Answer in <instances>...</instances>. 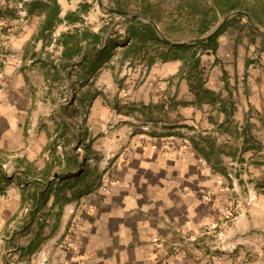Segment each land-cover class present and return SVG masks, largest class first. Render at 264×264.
Segmentation results:
<instances>
[{
    "label": "crops",
    "instance_id": "crops-1",
    "mask_svg": "<svg viewBox=\"0 0 264 264\" xmlns=\"http://www.w3.org/2000/svg\"><path fill=\"white\" fill-rule=\"evenodd\" d=\"M24 1L14 2L18 4L17 9L0 8V43H6L9 51L8 62L3 67L4 84L0 88V145L8 149L14 145L22 147L19 157L24 158H19L20 161L34 162L38 172L27 175L16 171L7 173L2 169L6 176L13 172L19 174L17 178L21 180L18 183L11 181L0 190V264H27L31 254L41 253L42 248L45 250L47 241L54 242L65 234L72 217L79 218L81 229L67 264H264V229L259 231L260 227H257L254 231L256 219L252 214L258 207L262 213L264 204H241L242 195L237 196L238 186L248 187L237 173L241 166L246 172L248 163L247 142L239 130L242 123L239 118L249 107L258 110L264 107V72L261 71L264 69V51L259 72L254 68L257 64L251 62L247 64L250 69H246L249 74L245 77L230 75L220 81L219 76H212L204 83L221 94L220 86L226 84L228 87L234 81L236 87L229 89L227 99L233 101L236 98V102L220 98L213 104L192 102L194 95L188 91L186 79L181 78L174 99L186 102L176 104L169 111L162 106V116L174 115L173 111L179 114L175 123H181L180 128L204 130L202 133L209 134L213 127L212 141L203 136L197 141L193 139L195 146L189 142L191 138L183 145H171L169 140L173 136L166 133L161 138L169 139L165 140L167 145L163 142V146L155 148L148 140L144 146H138L137 137L145 140V134L127 137L129 125L120 128L121 119L127 117L114 110L110 113L108 106H99L100 110L96 107L90 115L94 116L96 109L100 111L102 133L85 139L83 144L78 140L85 148L84 154H72L71 146L78 143L68 142L69 153L65 150V153L49 158L44 151L45 134L39 132V137L23 141L17 129L28 130V118L35 111L32 107L36 93L33 79L37 83L43 82V73L48 74L51 70L49 74L58 80L61 73L67 78V71L74 70L59 68L60 63L56 61L60 60V51L51 60L52 64L46 62L43 52L37 51V48L45 47L44 16ZM56 1L60 9L57 16L62 20L58 24L66 22L63 19L66 11L61 10V1ZM5 6L11 4L7 2ZM78 59L74 58V62ZM29 61L40 68L42 75L34 77L28 73L27 69L34 67L27 63ZM108 68V64L98 68L93 79L107 81ZM164 68L158 74L160 80L156 81L161 91L151 90L152 83L148 78V84L144 82L138 89L128 90L130 99L148 103L170 95L171 83L167 76L175 68L169 63ZM155 75L152 73V77L156 78ZM163 76L166 77L164 80ZM43 93L45 95L46 90ZM231 104L236 105L232 115L233 129L226 122L222 123L223 114L219 111ZM62 112L65 113V109L61 111L58 107L53 112L54 119L50 120L54 135L60 134L61 125L65 130L73 128L67 121L70 117ZM161 123L170 125L174 122ZM43 125L39 127L38 123L40 129ZM55 142L58 148L66 149L63 139ZM215 147H228L231 152L215 150ZM73 157L79 164L71 167ZM50 159L61 162V166L55 165L51 175L42 176V169ZM218 160L230 166H225L222 171L217 167ZM65 161L68 167L62 170ZM90 161L96 162L94 168L87 164ZM93 171L99 174L98 178L87 180L85 175L84 185L78 187L77 180L82 178L81 175ZM35 178L39 180L37 187ZM34 187L37 197L41 192L48 194L44 202L29 197ZM61 195L66 198L63 202ZM249 195H252V189ZM45 210L49 211L47 214L51 218L47 217L50 219L44 216ZM220 245L228 248H215ZM57 250L55 248L54 253L59 254ZM16 257L19 261L14 262Z\"/></svg>",
    "mask_w": 264,
    "mask_h": 264
},
{
    "label": "rangeland",
    "instance_id": "rangeland-1",
    "mask_svg": "<svg viewBox=\"0 0 264 264\" xmlns=\"http://www.w3.org/2000/svg\"><path fill=\"white\" fill-rule=\"evenodd\" d=\"M16 0H0V8H10L17 9L18 4H14ZM61 1V10H65L66 13H71L66 19V22H53L52 27L47 30L45 33L44 45L45 47L37 48V51H41L44 53V57L46 62H51L55 56L58 55V52L61 50L60 44L57 42L59 34L66 31H72L75 28L79 30L85 29L88 31H99L100 28H104L103 32L117 33L120 37L117 38V46L113 49L114 54L111 57L113 63V68H108L107 71H110V75H108V80L104 82V80H94L95 75H90L86 82H77L75 81V76H73V72L71 77L65 78V76L61 73V77H58V80L53 79V75L51 70H49L48 74H44V81L37 83L36 79L34 80V88H35V97L34 104L32 107L35 111L30 114V118H28L27 129H17V132H21V138L24 141L29 140L30 138L39 137V132L45 134V138L47 139L46 144L44 145V151H46L47 156L51 158L55 154H60V152H64L65 150L70 152V147L67 145L68 142L85 143V139H91L100 136L102 133L101 125H100V107L99 106H108L110 108V113L114 111L120 112L122 115H125L126 119H121L120 128H123V125H129L126 136L130 137L131 135L137 133H144L145 140H141L142 138L137 137L136 142L139 146H144L145 141H151L152 146L159 147L167 145L165 140L169 139L166 137H162L166 133L168 135H172L171 145L176 144H185L189 142L195 146V141L206 138L207 140L212 141V131L215 129L211 127L209 130V134L207 132L202 133L204 130L191 131L188 128H180L181 123H175V121L179 120V114L172 112V114H166V116H162V106L165 105L167 110L169 111L172 107L175 108L176 104H183L186 101H180L179 99H174L175 93L180 89L178 80L183 78L188 82V91L194 95V99L192 102H196L199 105L201 103H210L213 104L216 99H225L226 102H236V98H233V101L228 100L229 97V89L235 88L236 85L234 81L227 85H221L218 89L222 93L214 92L211 88L206 87L204 83L207 78H211L212 76H219V80H223L222 78L228 77L230 75L243 76L249 72L246 71L248 63H253L256 65L254 68L256 71H260V60H262V51H264V37L261 33H264V23H259L254 21L249 14L245 16L243 14L242 18H237L228 23L226 28L223 30L221 34L217 37V48L215 51V56L217 59H214V54L210 50L202 51L199 46H192L187 48L183 55L188 56L191 53H194L195 57L199 58V64L197 66V70H199L201 84L196 89L193 88L196 79L199 75L196 76L194 73V69H191V62H184L181 59H169L166 61H160L157 59L154 63L149 66L145 65V57H142L141 54L127 55L125 57L121 56L122 47L119 45L121 43H127V39L124 36L123 32V23L124 18L129 17V15H123L120 13L112 12L109 8H115L120 5L123 6L122 10H127L129 13H134L131 9L132 7L129 5L133 0H60ZM156 3L155 9L157 13L160 15L159 17V30L160 34L165 36L166 38L172 41H186V44L194 43L191 40L197 37H204L208 32L212 31L219 21L222 20L223 17H226L225 20L231 18L235 13L234 11L226 12L223 16H220L218 21L212 25L206 32L199 34L196 29V14L199 10H206L210 0H153ZM245 3L251 4L255 7L256 12L259 13V16L263 18L264 21V13L262 12V7L264 6V0H244ZM9 2L11 4L10 7H6L5 5ZM31 2V3H30ZM41 2H46V0H25L24 3H29L30 5L36 3L33 6L36 9V13L45 16V11L42 10ZM6 3V4H5ZM4 5V6H3ZM100 5V6H99ZM24 7V6H23ZM71 10H70V9ZM119 9V8H117ZM244 12V11H243ZM210 16V13H209ZM141 20L147 21V18L143 16H138ZM77 18V20H74ZM73 19V20H72ZM62 21V20H61ZM252 28V29H251ZM105 32V33H106ZM159 34V33H158ZM159 34V35H160ZM114 36V34H113ZM162 38V36H161ZM163 39V38H162ZM164 40V39H163ZM165 41V40H164ZM40 46V43H39ZM6 43H0V55L5 54V57L0 56V88L3 86V67L7 64L8 58V48ZM36 49V48H35ZM36 52V50H34ZM40 52V53H41ZM31 56V55H30ZM29 56V57H30ZM3 58V59H2ZM123 59L122 65H119V60ZM4 60V61H3ZM30 66H34L31 70H28V73L34 75V77H39L42 75V71L40 68H36L35 64H32V61L27 62ZM56 63H62L60 60L56 61ZM167 63L173 64V69L171 73L167 76L169 78V83H171L170 95L167 94L166 98L163 97L161 100L159 97L154 101H150L148 103H143L139 100H131L130 94L128 92L129 89H138L141 85L147 83L148 78L152 83V88L156 89L157 92L161 91L162 88H159L158 74L165 70L164 66ZM60 68V67H59ZM250 69V67H249ZM74 70V69H73ZM224 70V73L223 71ZM264 72V69L261 70ZM152 73H155L156 78L152 77ZM94 78V79H93ZM166 77H162L164 80ZM129 80V81H128ZM241 80V77H240ZM233 83V84H232ZM148 84V83H147ZM222 84V83H221ZM204 89H208L212 91L210 94H205ZM46 90L44 95L43 91ZM209 99H208V98ZM209 104V105H210ZM58 107L61 108V111L65 109V113L62 112L63 115L69 116L71 122L72 129L65 130L64 126H60V134L57 133L54 135L53 120ZM96 111L91 113V110L94 108ZM114 110V111H113ZM236 110V105H230L229 108H221L219 111L223 114L222 123L226 122L231 127L234 121V111ZM57 114V113H56ZM117 114V113H116ZM115 114V115H116ZM57 116H59L57 114ZM122 118V117H120ZM162 121L174 122L167 125V123H161ZM240 123L239 130L243 134V138H246L247 146H246V155H247V164L245 166L246 172H244V166H241L237 173L242 176L240 179L246 181L248 187H237V196L242 195L243 201L241 204H264V107L260 110L256 109V107L248 108L247 110L242 111V117L239 118ZM41 124H44L43 128H39ZM221 123V124H222ZM1 125V123H0ZM89 127V130L87 128ZM168 127V129H164ZM177 127V128H176ZM188 129V130H187ZM197 129V127H196ZM231 129H233L231 127ZM191 131V132H190ZM215 139V135H213ZM170 138V137H169ZM27 139V140H26ZM56 139H63L64 144L66 145V149H60L56 146ZM194 139V140H193ZM149 143V145H151ZM169 143V142H168ZM74 144V147L71 146L72 154L77 153L78 155L84 154L85 148L83 145ZM170 144V143H169ZM175 147V146H174ZM22 147L14 145L12 148H9L0 145V166L7 173H11L12 171L20 172L21 168L30 171L27 172V175L35 174L38 172L36 169V165L32 161L23 160L22 163L19 158L22 153ZM224 152H231V149L228 147L217 148ZM74 156V155H73ZM81 162V160L79 161ZM224 161L218 160L217 167L223 171L225 166H230L229 164L224 165ZM42 161L40 160L39 164ZM62 170L66 169L67 162H63ZM83 163V167H84ZM89 166L94 168L96 162L90 161ZM52 165L51 170L55 168V165L61 166V162L46 161V166ZM7 176L9 178L8 182H0V190L4 188L8 183L13 181L14 183H18L21 179L19 174H14ZM80 172V171H79ZM244 174H246L244 176ZM86 175V179L89 180L98 178V173L93 171V173H85L82 174V178L78 181V187L84 185V179ZM43 179V178H42ZM31 184V181H29ZM24 185V184H23ZM252 189V195H249V191ZM65 193L64 189L62 190ZM28 195V193H27ZM48 196V194H47ZM62 196V202L66 199L64 195ZM27 197V196H26ZM241 197V196H240ZM246 197V199H245ZM46 200V199H45ZM45 200L40 199L41 202ZM227 204V203H226ZM230 204V203H229ZM79 206V205H78ZM260 206V205H258ZM258 210L259 209L258 207ZM258 210H253V218L256 219V223L254 222V231L257 227H260L258 230L261 231V228L264 229V205H262L263 212H259ZM75 209H73L74 213ZM45 213L47 219H50L51 216L47 213L49 211H43ZM49 216L50 218H48ZM47 223V221H45ZM80 229L81 224L79 218L72 217L67 227L65 234L58 238L59 240H55L54 242L47 241L44 245L45 250L41 249V253L31 254L27 258V264H67L69 261L68 255L74 248V243L77 238H80ZM57 248L58 253H54V249ZM219 250H225L228 246H217L215 247ZM56 251V252H57ZM62 254V255H61ZM61 255V256H59ZM61 258V260H59ZM14 262L19 261L18 258H13ZM23 264V263H19Z\"/></svg>",
    "mask_w": 264,
    "mask_h": 264
},
{
    "label": "trees",
    "instance_id": "trees-1",
    "mask_svg": "<svg viewBox=\"0 0 264 264\" xmlns=\"http://www.w3.org/2000/svg\"><path fill=\"white\" fill-rule=\"evenodd\" d=\"M34 6L36 3H33ZM32 4V6H33ZM37 5V4H36ZM132 11L135 15L125 17L123 23L124 36L127 39V43L119 44L122 47L121 56L125 57L129 54H141L145 57V65L149 66L154 63L157 59L160 61H166L169 59H181L184 62H191V69H194V73L198 76L193 86L194 89L199 87L201 84L200 72L197 70L199 64V58L191 53L188 56L183 55V52L192 46H199L202 51L210 50L215 56V51L218 45L217 37L223 32L228 23L237 18H242L243 14L240 11H244L256 22L264 23L263 18L259 16L253 5L245 3L244 0H210L208 8L206 10H199L196 14V29L199 34L206 32L212 25H214L220 16H223L226 12L239 11L235 13L231 18L224 20L220 26L210 33L208 36L200 41H196L191 44H170L164 41L158 34L155 27L150 23V20L159 24L160 15L157 13L155 6L156 3L153 0H133L130 4ZM33 6V7H34ZM42 10L45 11L44 16V29L49 30L55 21H61L57 14L59 13V5L56 0H46V2H41ZM115 8L123 9V6H116ZM262 12L264 13V6L262 7ZM72 13V12H71ZM71 13H66L63 17L64 20L68 19ZM210 13V16H209ZM143 16L147 18V21L141 20L138 16ZM69 20V19H68ZM73 20V19H72ZM77 20V18H74ZM252 29V28H251ZM104 28H100L99 31L93 32L85 29L79 30L75 28L72 31H66L59 34L57 42L61 46L59 59L61 64H59L60 69L64 70L66 67L74 69L75 81L86 82L88 76L95 75L98 68L104 64H108L109 67L113 68V64H110L111 57L114 54L113 49L117 46V38L120 37L117 33L103 32ZM106 32V33H105ZM114 34V36H113ZM264 37V33H261ZM79 57L77 62H74V58ZM119 65H122L123 59L119 60ZM53 67H56L53 64ZM224 73V70H222ZM72 72L67 71L66 75L69 77ZM205 94H210L212 91L204 89ZM208 98V97H207ZM209 99V98H208ZM79 143V142H78ZM71 167L77 166L78 160L76 157L71 158ZM65 166V165H64ZM68 165L66 164V169ZM52 165L46 166L42 169V176L48 177L52 173ZM80 170V169H79ZM31 171L20 170V173H25ZM68 172V171H67ZM9 178L6 176L5 172L2 171L0 166V182H8ZM35 187L39 183L36 178ZM1 187V186H0ZM34 187V188H35ZM36 188L29 192V197L36 201L38 199L45 200L47 194L44 192L39 193V197L35 195Z\"/></svg>",
    "mask_w": 264,
    "mask_h": 264
},
{
    "label": "water",
    "instance_id": "water-1",
    "mask_svg": "<svg viewBox=\"0 0 264 264\" xmlns=\"http://www.w3.org/2000/svg\"><path fill=\"white\" fill-rule=\"evenodd\" d=\"M109 10L112 11V12H116V13L123 14V15H129V14H130V16L135 15L134 13H129L127 10H122V9H117V8H109ZM237 12H239V11H235L234 13H237ZM240 12L242 14H244L245 16L248 15L246 12H243V11H240ZM225 19H226V17H223L222 20L219 21L218 24L215 26V28L212 31L208 32L204 37H197V38L192 39L191 41L192 42H196V41L202 40L203 38H205L206 36H208L210 33H212L213 31H215ZM149 21L155 27V29L157 30V32L160 34V30H159V27L156 24V22L153 21V20H150V19H149ZM160 36H162V38L165 41H167L168 43H170V44H186L187 43L186 41H172V40L166 38L165 36H163L161 34H160Z\"/></svg>",
    "mask_w": 264,
    "mask_h": 264
},
{
    "label": "built area",
    "instance_id": "built-area-1",
    "mask_svg": "<svg viewBox=\"0 0 264 264\" xmlns=\"http://www.w3.org/2000/svg\"><path fill=\"white\" fill-rule=\"evenodd\" d=\"M0 56H1V57H5V54H1ZM2 59H3V58H2ZM3 61H4V60H3Z\"/></svg>",
    "mask_w": 264,
    "mask_h": 264
}]
</instances>
